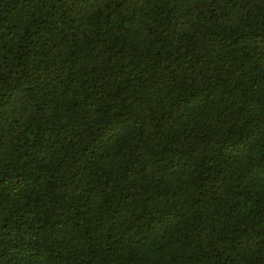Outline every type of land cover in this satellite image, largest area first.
Here are the masks:
<instances>
[{
    "label": "trees",
    "instance_id": "trees-1",
    "mask_svg": "<svg viewBox=\"0 0 264 264\" xmlns=\"http://www.w3.org/2000/svg\"><path fill=\"white\" fill-rule=\"evenodd\" d=\"M0 264H264V0H0Z\"/></svg>",
    "mask_w": 264,
    "mask_h": 264
}]
</instances>
